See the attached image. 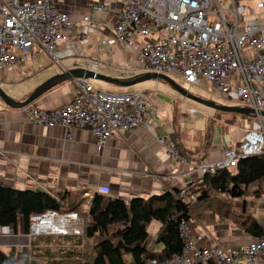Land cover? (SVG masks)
I'll return each instance as SVG.
<instances>
[{
	"label": "built area",
	"instance_id": "obj_1",
	"mask_svg": "<svg viewBox=\"0 0 264 264\" xmlns=\"http://www.w3.org/2000/svg\"><path fill=\"white\" fill-rule=\"evenodd\" d=\"M113 5L117 9L113 37L103 38V44L117 42L134 48L138 65L148 71L179 76L191 86L207 83L222 98L257 113L255 126L245 130L236 147L226 144L216 157L196 166L200 175L231 168L239 159L264 152V116L259 114L264 110V0L255 2L260 20L246 17L248 6L236 0L226 7L218 0H109L93 4L82 19L93 21ZM74 23L54 0H0V74L24 62L33 46L62 67L57 47ZM75 42L66 44L65 55L73 54ZM84 64L91 69L98 66L97 61L84 60ZM73 82L74 96L66 104L51 110L28 104L20 108L22 115L33 124L61 125L67 133L88 128L97 149L109 138L139 126L154 131L158 111L148 92L106 91L85 78ZM159 141L166 142L165 138ZM168 151L176 156L172 144ZM189 182L185 189L192 185ZM256 184H248L244 200L264 225V189ZM83 224L74 211L47 210L30 216L28 235L80 234ZM188 224L179 226L181 252L165 264H264V234L226 252L218 246L197 245L200 236H192Z\"/></svg>",
	"mask_w": 264,
	"mask_h": 264
},
{
	"label": "crops",
	"instance_id": "obj_2",
	"mask_svg": "<svg viewBox=\"0 0 264 264\" xmlns=\"http://www.w3.org/2000/svg\"><path fill=\"white\" fill-rule=\"evenodd\" d=\"M54 1L57 8L68 13L75 22L57 47V52L62 56L63 68L85 66L84 60L97 61L96 70L99 73L121 79L148 71L138 65L136 49L117 42H101L103 38L113 37L116 5L99 12L93 21H84L82 18L90 14L93 4H108L109 0ZM236 1L248 6L247 13H258L257 17L260 16L255 6L257 0ZM73 41H76L72 47L73 54L65 55L66 44ZM136 42L139 44L138 40ZM62 67L54 65L39 46H33L24 62L12 65L0 74V86L13 99L21 101ZM156 79L132 86L88 79L95 87L106 91L148 92L158 111L154 131L144 126L136 127L109 138L101 149H97L88 128H72L67 133L61 125L46 127L33 124L25 119L20 108L10 107L0 99V184L16 189L42 190L59 198L61 194H66L63 202L70 199L78 202L81 213L74 212L85 223L90 219L89 209L96 195L128 203L133 198L147 199L152 195L183 188L187 182L199 178L196 165L201 163L198 161L202 151L198 147L201 135L206 130L203 127L207 128L211 119L210 114L187 103L190 99L177 91L179 99L153 90ZM166 88L164 86L167 91ZM73 96V80L65 81L46 91L30 105L51 110L66 104ZM174 116H179L176 122L180 143L188 150L190 158L177 153L174 156L168 151L171 144L177 151L173 141ZM217 120L221 121L220 118ZM214 127L215 139L210 147V156L218 155L226 144L229 148L236 147L244 133V130L235 131V128L225 132L217 123H214ZM160 138H165L166 142H160ZM263 180L258 183L264 184ZM100 187H107L108 191H100ZM77 194L81 195L82 201L74 198ZM200 217L205 216L201 214ZM153 226L157 230L154 235L148 231L147 245L150 251L160 252L163 248L162 243L157 242L160 222ZM188 230L192 236H200L197 241L199 246H219L226 252L251 239L250 235H243L239 230L235 232L229 225L218 231L211 221L200 218L192 219ZM29 238L20 220L16 231L12 226L0 227V248L4 251L13 245L27 244ZM156 264L165 263L156 261Z\"/></svg>",
	"mask_w": 264,
	"mask_h": 264
},
{
	"label": "trees",
	"instance_id": "obj_3",
	"mask_svg": "<svg viewBox=\"0 0 264 264\" xmlns=\"http://www.w3.org/2000/svg\"><path fill=\"white\" fill-rule=\"evenodd\" d=\"M208 121L207 132L201 138L198 162H202L215 139L212 116ZM232 122V121H231ZM204 132V133H205ZM177 154L184 158L188 150L180 143V134L173 133ZM198 150H196L197 152ZM264 179V152L239 159L231 168L218 169L192 179L185 189H173L147 199L133 198L128 203L119 199H108L96 195L89 209L90 219L86 220L80 234H42L31 237V254L27 247L0 248V264H151L153 260L165 261L183 248L179 235L182 222H191L202 210L218 214L251 237L264 234V225L256 216L245 214L228 202L214 198L211 191L228 193L231 199L244 193L248 184ZM51 195L42 190L16 189L0 184V227L12 226L16 231L19 220L23 230L29 233V218L47 210L60 213L80 212L78 202ZM66 196V197H65ZM69 198V197H68ZM74 198L82 201L81 195ZM68 204V205H67ZM152 220L160 222L157 242L162 243L160 252L150 251L147 245L148 224ZM38 244H46L43 247Z\"/></svg>",
	"mask_w": 264,
	"mask_h": 264
},
{
	"label": "rangeland",
	"instance_id": "obj_4",
	"mask_svg": "<svg viewBox=\"0 0 264 264\" xmlns=\"http://www.w3.org/2000/svg\"><path fill=\"white\" fill-rule=\"evenodd\" d=\"M218 1L221 4H223V6H225V7L229 6V1L230 0H218ZM257 14L258 13H245L246 17L260 20L257 17ZM172 78L179 85H181L183 88L188 89L190 92H192L194 94H197V95H199V96H201L203 98L210 99V100H213V101L218 102V103L230 104V105H236V106H243L238 101H228L227 99L222 98L220 95H218V93L213 88L206 87L205 84H201L199 86H191V85L185 83L179 76L173 75ZM153 84H154V86H153L152 89L157 91V92H159L160 94L168 93L172 97V99L177 98V97H178V99L180 98V95L176 92V90L169 83H167L165 80H161V79L157 78L156 81L153 82ZM13 85L15 86V84H13ZM139 85L140 84L136 85L135 87H137ZM164 86H167V88H166L167 91L164 90ZM186 102L196 106L198 108V110H200L202 112H206L207 114H210L211 118H215V117H212V116H215V115H216V117L220 118V120H221L220 122L216 119V122H214V123L215 124L216 123L219 124L220 127H221V130L223 128V129H225V132L227 130H229V129L232 130L234 128L236 129L235 131L244 130V132H245V129L253 128L255 126V124H256V117L255 116L246 115V114L241 113V112L221 111V110H218V109H213L211 107L201 105V104L196 103L194 101L192 102L190 100H187ZM212 114H214V115H212ZM178 117L179 116H174V120H173V124H172V126L174 128V132H178V129H177L178 123L176 122V121H178L177 120ZM202 125H203V123L200 124V126H202ZM203 129L205 130L206 127L205 128L203 127ZM204 130H203V132H204ZM206 132L203 133V136L206 134ZM201 137H202V135H201ZM211 150H210V148L208 149L207 155L205 156L204 160L207 159V158H211V156H210V151ZM216 156L217 155H212V157H216ZM256 183H257L256 185H258L259 190L264 189V184H260L259 183L260 184L259 185L258 182H256ZM249 191H250L249 188H247L246 190H244V193L239 195V197L238 196L236 197L237 199H235V198L231 199L232 197H230L228 193L218 192V191H213V190L211 191V195L214 198H217V199H220L222 201L230 203L234 207H237L240 211H244L243 213L249 214L252 217V214H251V212L249 210V207L251 205H248L246 203V201L244 200V196H246V194H249ZM201 214H203L205 217L201 218L200 217ZM257 215H259V214H257ZM195 218L204 219L205 221H211L213 223V226H215V228L218 231L219 230L220 231L224 230L226 225H229V227L231 229H235V232H237L239 230V231H241L243 233V235H248L247 233H245L244 231H242L240 229V226H238V225L232 223L231 221L223 218L222 216H220L218 214H215V213H212L211 211H208V210H202L201 212H198L197 214L194 215V217L192 219L195 220ZM155 223H159V221L152 220L151 223L148 225V231L150 232L151 235H154L156 233L155 230H157V229H155L156 227L153 226V225H155ZM235 236H239V235L236 234ZM33 240L34 239L29 238V242L27 244H24V245L23 244H21V245H13V246L9 247L8 250L10 248H16V249L20 250L21 248L27 247L28 249H31L29 251V252H31V254H35L36 255L37 253H39V251H36V249L32 250V248H31L32 245L30 246L31 241H33ZM38 245H41L43 247L47 246L46 244H38Z\"/></svg>",
	"mask_w": 264,
	"mask_h": 264
},
{
	"label": "water",
	"instance_id": "obj_5",
	"mask_svg": "<svg viewBox=\"0 0 264 264\" xmlns=\"http://www.w3.org/2000/svg\"><path fill=\"white\" fill-rule=\"evenodd\" d=\"M75 78H85V79H93L98 81H105L110 83H117L121 86H132L136 83L152 79V78H160L167 81L180 95L183 97L190 99L196 103H199L204 106L211 107L213 109H218L221 111H233V112H241L246 115L256 116V112L252 108H246L242 106L230 105L218 103L210 99L203 98L197 94L190 92L188 89L183 88L179 85L172 77L157 72L147 71L137 75L135 77L129 78H116L111 77L102 73H99L96 68L91 69L85 66H74V67H62L60 71L55 75L49 77L47 80L43 81L24 99L21 101L13 99L5 90L0 86V99L8 106L13 108H21L28 104H31L37 98H39L46 91L54 87L55 85L65 82L71 81ZM260 115L264 116V110L259 112Z\"/></svg>",
	"mask_w": 264,
	"mask_h": 264
}]
</instances>
